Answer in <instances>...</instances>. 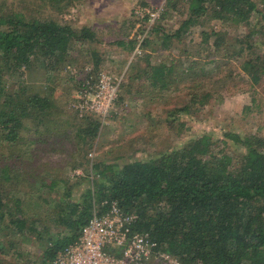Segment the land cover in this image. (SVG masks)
I'll use <instances>...</instances> for the list:
<instances>
[{"label":"trees","instance_id":"obj_1","mask_svg":"<svg viewBox=\"0 0 264 264\" xmlns=\"http://www.w3.org/2000/svg\"><path fill=\"white\" fill-rule=\"evenodd\" d=\"M9 1L0 0V230L8 231L11 238L0 242V264L11 256L6 246L16 247L15 237L36 230L37 219L25 216L22 199L14 197L20 188L9 187L30 181L26 172H31L28 164L33 161L30 187L36 186L38 199L48 203L45 189L57 190L58 181H48L45 171L34 167L35 159L51 149V142L61 143L66 133L59 119L62 110L54 98L56 88L33 91L25 84L28 73L36 65L46 72L73 65L75 49L97 41L91 26L76 28L44 12L33 14L34 2L63 14L84 0ZM173 15L183 18L180 27L164 31L160 22ZM142 20L146 23L147 17ZM212 21H220L221 28L206 27ZM230 25H252V29L233 36L224 28ZM194 30L201 40L193 52L185 48L184 52L193 54L190 59L148 61L144 75L152 88L163 91L172 89L178 79L196 82L213 77L222 63L231 61L240 62L251 85L260 84L264 78V0H166L144 46L150 44L153 33H161L160 49L168 51ZM118 44L133 50L136 38ZM88 50L85 54L93 71L98 70L101 55L95 48ZM92 73L87 72L83 83H96L98 78L90 80ZM13 76L19 88L8 84ZM210 97V91L190 92V105L180 110L202 107ZM85 121L78 136L82 147L90 149L100 134L101 118L88 113ZM222 136L215 140L206 132L159 158L121 167L99 160L93 165L99 177L96 190L87 188L81 202L64 205L61 221L69 233L47 247L42 264H51L61 249L76 240L94 212L104 214L106 201H117L124 213L137 215L134 229L156 241L158 250L180 264H264V134L224 130ZM4 149L11 151L7 160ZM84 157L88 160L85 152ZM164 261L157 257L152 264H169Z\"/></svg>","mask_w":264,"mask_h":264},{"label":"rangeland","instance_id":"obj_2","mask_svg":"<svg viewBox=\"0 0 264 264\" xmlns=\"http://www.w3.org/2000/svg\"><path fill=\"white\" fill-rule=\"evenodd\" d=\"M9 2L17 3L13 0ZM165 3L166 0H84L63 14L54 12L49 5L38 7L37 2L33 3V14L44 12L47 16L58 18L62 23L76 28L91 26L97 33V41L79 45L81 47L73 52V65L59 71L46 72L35 64L28 73L25 84L33 91L44 92L56 88L54 98L62 110L59 119L66 133L62 135L61 143L51 142V149L42 158L35 159L34 167L43 173L45 171L48 181L51 178L58 181L57 190L45 189L48 203L44 204L38 199L40 196L37 188L33 190L36 186L30 187L33 183V161L28 164V171L31 172H26L30 181L9 187L20 188L14 192V197L22 199L25 216L36 218L37 221L33 224L36 228L34 233L27 232L26 235L15 237L16 247L9 249L6 246L8 256H11L7 257V262L2 260L1 264H42L47 247L57 238L69 233L67 226L61 221L62 210L67 201L81 202L87 188L96 190L99 177L95 176L93 165L99 160L121 167L131 161L156 159L206 132L211 133L215 140L223 137L224 130L264 134V78L260 84L251 85L239 61L222 63L213 77H205L203 80L199 78L200 83L199 79L196 82L178 79L172 89L163 91L147 86L142 70L149 68L148 61L159 64L172 57L188 56L190 59L193 54L184 52L185 48L193 52L201 40L200 33L194 30L185 36L182 43L175 44L167 51L160 49L161 33H153L150 44L143 46V53L135 57L134 49L118 44L119 40L127 43L134 39L137 26H140L138 31L148 26V22L142 20L145 16L141 17L135 12L137 8H159ZM260 7H263L261 2ZM182 19L173 15L162 20L160 25H163L164 31L175 32ZM210 26L219 29L222 24L220 21H212L206 27ZM224 28L234 36L249 32L252 25H230ZM88 48L97 49L101 55L102 65L98 70L93 71L91 61L85 54L89 51ZM261 48L264 50V46ZM196 58L208 59L201 55H196ZM117 59L121 61L120 67L111 63ZM108 60L111 65L108 63L105 66L104 62ZM135 68H138V73ZM112 70L118 73L115 74ZM88 71L93 72L90 80L99 79L102 73L109 74L115 80L121 78L119 93L110 113L99 116L100 134L90 149L82 147L78 136V128L85 126L87 114L76 108L80 87L83 86ZM7 82L19 88L14 76L8 78ZM205 91L211 92L205 105H194L192 109H188L189 112L180 110L190 105V92ZM10 152L4 149L5 159ZM84 152L87 153L88 160H85ZM25 167L24 164L21 166L22 172H25ZM4 231L0 230V234L7 235L8 231ZM10 238V234L0 237V242L8 243Z\"/></svg>","mask_w":264,"mask_h":264},{"label":"built area","instance_id":"obj_3","mask_svg":"<svg viewBox=\"0 0 264 264\" xmlns=\"http://www.w3.org/2000/svg\"><path fill=\"white\" fill-rule=\"evenodd\" d=\"M163 10L164 4L159 8L136 9L138 15L147 17L148 26L143 31H138L137 26L133 57L143 53L145 39ZM120 84L121 78L115 80L107 73H102L96 83L85 82L76 108L86 114L108 115ZM106 203L108 210L102 215L94 212L79 237L61 249L51 264H152L157 257L169 264H180L177 258L158 250L156 241L134 229L137 215L124 213L117 201Z\"/></svg>","mask_w":264,"mask_h":264},{"label":"crops","instance_id":"obj_4","mask_svg":"<svg viewBox=\"0 0 264 264\" xmlns=\"http://www.w3.org/2000/svg\"><path fill=\"white\" fill-rule=\"evenodd\" d=\"M97 34V33H96ZM107 62V63H106ZM105 63V66H107L108 65V63L110 64V60H108V61H105L104 62ZM111 63H112V65L113 66H115V67H120V64H121V61L119 60V59H117V60H115V61H111ZM111 65V64H110ZM110 67V66H109ZM113 68V67H112ZM120 69V68H119ZM147 70V68L146 69H143L142 70V74H145V71ZM118 71V70H117ZM135 71L138 73V68H135ZM111 72H113V73H115V74H117L118 72H114L113 70L111 71ZM138 75V74H137ZM145 76V75H144ZM144 76L142 77V78H144ZM145 79H146V76H145ZM145 83H147V86L149 87V88H152V86H151V83L149 82V80L148 79H146V81H145ZM153 89V88H152Z\"/></svg>","mask_w":264,"mask_h":264}]
</instances>
